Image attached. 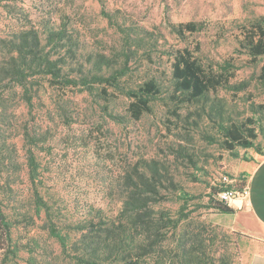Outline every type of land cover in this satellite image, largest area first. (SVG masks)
Masks as SVG:
<instances>
[{"label":"rangeland","instance_id":"obj_1","mask_svg":"<svg viewBox=\"0 0 264 264\" xmlns=\"http://www.w3.org/2000/svg\"><path fill=\"white\" fill-rule=\"evenodd\" d=\"M102 8L115 12L124 28L144 30L157 40L154 55L160 58L151 65V73L156 74V68L165 72L159 77L164 91L169 89L171 59L160 51L171 46L192 50L198 42L200 51L196 55L204 66L232 57L239 68L232 82L249 83L246 92L217 91L225 99L231 118L241 120L251 116L249 97L254 103H264V86L257 78L264 57L252 62L238 45L242 28L264 15V0H0V39L25 25L42 28L44 22L59 23L61 16L67 14L68 31L73 30V38L80 47L119 50L120 35L101 16ZM186 21H202L207 28L180 38L172 26ZM42 45H46L45 40ZM3 56L0 42V62ZM128 102L120 96L107 103L108 111L125 115ZM32 104L28 107L18 94L0 113L2 154H11L20 166L17 172L9 169L13 180L9 208H27L31 198L23 135L27 127L40 140L35 151L42 180L39 190L63 222L83 218L92 208H100L104 216H116L124 188L120 185V174L141 158L153 159L161 168L165 185L160 188L162 199L152 205L153 210L175 214L178 209L179 191H174L165 179L172 177L178 187L197 196L192 204L201 205L179 229L184 226L193 234V254L199 257V264H239L250 236L228 226L221 212L205 207L206 194L211 186L231 184L235 190L246 187V184L238 186L245 176L247 182L249 164L263 155L253 149L237 148L238 157H234L219 143H209L205 136L216 134V130L201 103L190 109L180 105L177 117L173 113L174 104L167 99L158 100L141 119L118 124L108 119L103 109L105 102L96 95L63 91L45 81L37 87ZM256 141L264 150V133L258 134ZM30 212L32 223L20 216L23 223L13 229L11 243L7 241L5 245L30 242L27 246H33L34 251L21 249L12 254L0 247V264H29L30 256L64 264L59 244L44 227L43 213L36 216L34 211ZM166 244L169 247L160 252L161 264H182L181 259L174 261L176 257L170 252L175 238L170 237ZM146 258L155 264L154 257Z\"/></svg>","mask_w":264,"mask_h":264},{"label":"trees","instance_id":"obj_2","mask_svg":"<svg viewBox=\"0 0 264 264\" xmlns=\"http://www.w3.org/2000/svg\"><path fill=\"white\" fill-rule=\"evenodd\" d=\"M100 13L120 35L119 50H87L80 47L73 38V30L68 31L67 14L61 16L59 23L44 22L42 28L25 25L1 38L4 56L0 62V113L5 110L7 102L18 94L28 107H32L37 87L45 81L63 91L77 90L96 95L105 102L103 109L108 119L118 124L141 119L152 111L153 102L158 100L167 99L174 104L176 109L173 113L177 117H180L177 112L180 105H187L190 109L201 103L216 130V134L205 136L209 143H219L234 157H238L237 148L253 149L264 155L263 148L256 141L258 134L264 133V103H254L249 97L251 116L234 120L227 113L225 99L216 94L218 90L237 93L248 89L246 80L232 82L239 69L232 57L211 62L206 67L196 55L200 51L198 42L194 43L192 50L188 47L165 48L160 54L170 58L171 63L169 89L164 91L159 77L165 72L156 68V74L151 73V65L156 63V58H160L154 55L157 53V40L147 36L144 30L124 28L115 12L102 8ZM172 27L180 38L207 28L202 21L179 22ZM43 40L46 45H42ZM238 45L252 62L264 57V15L252 19L242 28ZM257 78L264 86V62ZM120 96L129 101L125 115L108 111L107 103ZM23 135L27 143L26 174L32 189L27 208H9L7 204L13 192L9 169L12 173L17 172L20 166L11 154H2L0 141V247L5 248L4 251L12 254L21 249L29 253L34 251L33 246H27L30 242L5 245L7 241L11 243L13 229L23 223L19 220L20 216L28 224L32 223V210L36 216L43 213L44 227L59 244L64 264H150L146 257H154L155 264H161L160 252L169 247L166 242L170 237L175 238V246L170 249L176 257L174 261L181 259L182 264H199V257L193 254V234L184 226L179 229L201 205L192 204L197 196L178 187L172 177H165L170 187L179 191L181 203L175 214L153 210L152 205L162 199L160 188H165L156 160L141 158L120 174V185L124 188L121 208L116 216L107 217L100 208H92L83 218L63 222L38 187L42 180L35 151L40 140L27 127ZM245 184L246 176L238 187L242 188ZM231 187V184L218 188L211 186L204 206L221 213H232L233 208L217 199L220 191ZM7 208L11 212H6ZM29 264L52 262L30 256Z\"/></svg>","mask_w":264,"mask_h":264},{"label":"crops","instance_id":"obj_3","mask_svg":"<svg viewBox=\"0 0 264 264\" xmlns=\"http://www.w3.org/2000/svg\"><path fill=\"white\" fill-rule=\"evenodd\" d=\"M244 198L228 203L232 213H222L227 225L250 236L239 264H264V155L249 164Z\"/></svg>","mask_w":264,"mask_h":264},{"label":"built area","instance_id":"obj_4","mask_svg":"<svg viewBox=\"0 0 264 264\" xmlns=\"http://www.w3.org/2000/svg\"><path fill=\"white\" fill-rule=\"evenodd\" d=\"M248 192L246 187L242 188L241 190H235L232 188L224 189L217 194V199L223 203L228 204L234 198L241 197L244 198Z\"/></svg>","mask_w":264,"mask_h":264}]
</instances>
